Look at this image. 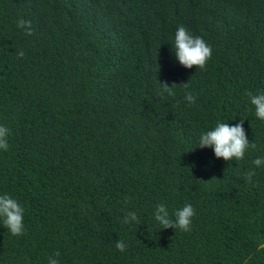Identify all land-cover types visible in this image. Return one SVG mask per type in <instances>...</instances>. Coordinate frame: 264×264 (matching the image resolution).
Listing matches in <instances>:
<instances>
[{
	"label": "trees",
	"instance_id": "1",
	"mask_svg": "<svg viewBox=\"0 0 264 264\" xmlns=\"http://www.w3.org/2000/svg\"><path fill=\"white\" fill-rule=\"evenodd\" d=\"M179 25L212 47L203 70L176 61ZM248 92H264V0H0V195L24 209L22 235L0 220V264H264V121ZM240 121L256 145L242 160L197 147ZM158 204H191L190 230L162 229Z\"/></svg>",
	"mask_w": 264,
	"mask_h": 264
},
{
	"label": "clouds",
	"instance_id": "2",
	"mask_svg": "<svg viewBox=\"0 0 264 264\" xmlns=\"http://www.w3.org/2000/svg\"><path fill=\"white\" fill-rule=\"evenodd\" d=\"M17 28L22 29L27 36L33 34L31 21L24 20L22 17L17 20ZM171 50L179 65L186 69L195 67L200 70L205 68L213 51L212 47L202 37L193 35L183 25L177 26ZM23 56L24 52L22 50L17 53L18 58H22ZM159 85L163 93L174 95L173 89L177 85L173 84L171 87L166 83ZM183 87L187 89L188 83L183 84ZM247 95L250 98L251 105L254 106L255 116L264 121V92L257 94L248 92ZM184 99L189 104L196 102V97L188 91L185 92ZM9 132L10 130L6 126H0V149L5 151L9 147ZM197 147L201 149L211 148L215 158L228 162L233 159L242 160L246 150L249 148L255 149L256 145L254 143L249 144L243 128V121H240V123L232 126L228 123L217 122L211 130L200 133ZM252 163L254 166L260 167L264 165V157H258ZM237 174L239 175V173ZM254 175L255 172L248 171L241 178L246 183H251ZM210 181L204 182L205 186H208ZM23 215L24 209L16 199L7 194L0 195V220H2L4 227L13 236L22 235L24 232ZM194 215L195 210L191 204L177 208L171 214L165 204H158L155 206L154 220L162 229H178L187 232L190 230ZM122 222L124 224H138L139 218L135 212H128ZM115 248L120 252H124L127 245L123 240H117L115 242ZM58 256L59 253L57 252L53 257H49L48 264H59L56 258Z\"/></svg>",
	"mask_w": 264,
	"mask_h": 264
},
{
	"label": "water",
	"instance_id": "3",
	"mask_svg": "<svg viewBox=\"0 0 264 264\" xmlns=\"http://www.w3.org/2000/svg\"><path fill=\"white\" fill-rule=\"evenodd\" d=\"M261 247H262V246H261ZM261 247H260V248H261Z\"/></svg>",
	"mask_w": 264,
	"mask_h": 264
}]
</instances>
